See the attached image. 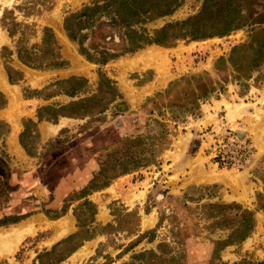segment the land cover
<instances>
[{"label":"rangeland","instance_id":"374dc122","mask_svg":"<svg viewBox=\"0 0 264 264\" xmlns=\"http://www.w3.org/2000/svg\"><path fill=\"white\" fill-rule=\"evenodd\" d=\"M204 1L176 0L163 16L150 2L133 28L150 33L194 17ZM224 2L242 16L240 28L133 53H122L114 7L95 13L79 34L82 48L97 59L121 54L101 64L80 54L63 24L104 0H0V264H35L89 219L84 201L98 228L60 264H264V0ZM44 28L61 68L30 69L16 59L17 44L40 55ZM98 75L121 99L110 103L103 86L97 91ZM68 78L83 79L84 92L62 93L56 82ZM90 97L67 108L73 116L44 120L54 107ZM37 116L56 129L42 145L29 119ZM23 126L32 157L18 142ZM237 141L248 146L246 159L215 165V150ZM242 211L254 226L238 240ZM249 239L253 249L243 248Z\"/></svg>","mask_w":264,"mask_h":264},{"label":"trees","instance_id":"16d2710c","mask_svg":"<svg viewBox=\"0 0 264 264\" xmlns=\"http://www.w3.org/2000/svg\"><path fill=\"white\" fill-rule=\"evenodd\" d=\"M224 1L225 0H205L202 8L196 16L189 17L183 21L168 23L161 28L152 30L148 33L143 29L135 30L133 26L143 22L144 18H146L145 16L149 14L148 7L151 6L150 2H152V0H104V3L101 5L94 4L92 6H84L80 11L69 14L64 18L63 27L68 38L79 45L80 54L87 61L102 64L108 59L121 54H109L105 51H101V59H97L93 55L88 54L84 48H82L84 35L81 36L79 34L86 28L87 24H89L88 22L92 20L91 18L95 13L107 10V7L110 6L114 7V16L116 18H112L115 23L122 26L126 38V47L122 53H133L149 45L170 47L177 40L200 41L212 37H222L227 33L240 28L244 21L242 16L235 9L224 7L226 6ZM152 4L156 6V10L159 11L161 16L169 15L173 8L177 6L176 0H155ZM260 16H264V11ZM38 48L41 52L40 55H33L30 52V49L25 48L21 44H17L15 48L16 59L22 65L30 69H58L64 66V62L59 59L57 54L58 48L53 41L49 30L46 28L42 31V39L40 47ZM43 56L45 59H43ZM4 68L9 83H13V81H15L12 77L14 73L6 66ZM70 83L72 84L70 85ZM56 84H64V88H61L60 91L67 96H74L81 92L83 93L85 88V81L81 78H68L66 80L58 81ZM102 86L108 96V102L111 103L115 100L121 99L120 94L114 88L113 83L102 75H98L97 91L101 90ZM91 99V97L84 100L79 99L68 105L56 106L52 109V117L50 120H44L53 122L59 117H71L73 115L67 113V108L76 107L78 104L90 101ZM4 105L5 101L0 93V108ZM37 120L41 121L43 119L40 116H37ZM31 124L32 127L35 128V124ZM25 131L26 130L23 126V130L18 136V142L26 155L32 157V154L26 149V146L22 142V137L25 134ZM32 132L34 135L36 134L35 129H32ZM83 205H90L93 208L92 215L89 219L77 224V232L68 235L66 238L55 243L49 250H44L38 253L35 257V264H60L80 246L82 241H87L92 238L98 228L93 220V215L95 214L94 207L88 201H84ZM259 209L264 214V207L261 206ZM75 218L77 222V217ZM107 226L109 227L110 225ZM253 226L252 214L247 211H242L238 240H243L248 237Z\"/></svg>","mask_w":264,"mask_h":264},{"label":"built area","instance_id":"2783aa9c","mask_svg":"<svg viewBox=\"0 0 264 264\" xmlns=\"http://www.w3.org/2000/svg\"><path fill=\"white\" fill-rule=\"evenodd\" d=\"M247 145L244 142L230 143L219 146L214 154L213 161L215 165H230L231 160L234 159L232 155L237 156V163L241 164L244 159H246L249 149H247Z\"/></svg>","mask_w":264,"mask_h":264},{"label":"crops","instance_id":"0c3cea01","mask_svg":"<svg viewBox=\"0 0 264 264\" xmlns=\"http://www.w3.org/2000/svg\"><path fill=\"white\" fill-rule=\"evenodd\" d=\"M0 85H2V82H0ZM5 85V84H4ZM29 119L35 124V132L38 136V139L40 140V144H44L45 141H47L48 139H50L53 136V132L56 131V129H54V126H50L48 123L46 122H42V121H38L36 119H34L33 117H29ZM28 119V120H29ZM15 126V125H14ZM58 130V129H57ZM16 140V132L14 130V128H12L10 126V132H9V136L8 139H14ZM7 140V139H6ZM254 141V142H253ZM253 145L257 146L258 143L256 142V140H253ZM15 149L19 152V153H23L21 148H19L18 143L16 142V146ZM263 152V151H261ZM167 178L171 177V174L166 176ZM256 237L259 235V232L256 231L255 232ZM258 239H262V238H258ZM254 242V239H249L248 241H246V243H242V247L245 249H253L252 244Z\"/></svg>","mask_w":264,"mask_h":264},{"label":"bare ground","instance_id":"6f19581e","mask_svg":"<svg viewBox=\"0 0 264 264\" xmlns=\"http://www.w3.org/2000/svg\"><path fill=\"white\" fill-rule=\"evenodd\" d=\"M21 236H22V230H17V233H16L17 241H18V239H19ZM17 241H16V242H17ZM12 245H13V243L8 242V240H7V243H6L4 246H2V248H3V249L5 250V252H7V254H8L9 252L12 251Z\"/></svg>","mask_w":264,"mask_h":264}]
</instances>
